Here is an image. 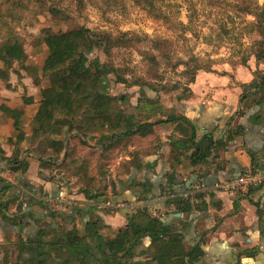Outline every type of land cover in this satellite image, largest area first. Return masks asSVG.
<instances>
[{"label":"crops","instance_id":"1","mask_svg":"<svg viewBox=\"0 0 264 264\" xmlns=\"http://www.w3.org/2000/svg\"><path fill=\"white\" fill-rule=\"evenodd\" d=\"M44 53L41 69L47 47ZM253 59L254 66L234 71L199 68L188 96L108 86L105 91L118 99L125 126L103 125L84 135L59 116L61 132L37 141L35 116L49 80L37 85L28 75H6V83L0 77V171L11 168L9 158L19 161L18 170L11 168L17 184L0 176V239L16 243L19 251L26 246L22 264H65L68 254L54 245L62 246L57 242L63 230L75 229L84 238L78 249L88 255L87 264H99L97 237L115 238L142 208L162 221L182 214L164 223L177 229L185 252L200 244L204 254L196 264H264V183L248 195L216 186L246 170L264 176V61ZM145 123H153L151 131L138 133L136 126ZM206 137L215 143L211 154L195 164L198 144H206ZM108 178L115 200L125 207L99 208L108 198ZM60 187L76 201L64 217L47 212L43 200ZM168 195L188 199L191 210L166 207ZM43 228L49 235L41 238ZM151 246L152 238L144 234L130 262L159 264ZM42 251L48 257H38ZM165 259L162 264L172 260Z\"/></svg>","mask_w":264,"mask_h":264},{"label":"rangeland","instance_id":"2","mask_svg":"<svg viewBox=\"0 0 264 264\" xmlns=\"http://www.w3.org/2000/svg\"><path fill=\"white\" fill-rule=\"evenodd\" d=\"M263 5L264 0H0V45L18 36L29 59L10 68L0 60V68L8 77L35 80L41 75L44 35L87 27L124 41L110 55L105 43L89 52L90 59L119 68V75L105 79L110 89L143 88L134 84L139 80L158 92L188 96L199 67L223 72L254 66L250 47L262 40V20L243 9ZM123 76L127 83L119 82ZM22 258L16 243L0 239V264L22 263Z\"/></svg>","mask_w":264,"mask_h":264},{"label":"trees","instance_id":"3","mask_svg":"<svg viewBox=\"0 0 264 264\" xmlns=\"http://www.w3.org/2000/svg\"><path fill=\"white\" fill-rule=\"evenodd\" d=\"M145 1L149 2V0ZM243 10L262 20L258 29L262 40L250 47L257 60L262 61L264 59V5L256 9L247 7ZM14 38L0 45V60L7 68L12 67L15 62L26 63L28 56L20 37ZM43 42L48 48V56L42 66L41 76L36 77L34 81L39 85L43 79H48L49 85L42 91L43 99L35 116L38 127L34 129L33 140L37 141L42 137L60 133L62 125L58 121L59 116L68 120L74 129L84 135L95 133L103 125H109L113 129L125 126L126 120L120 113L118 99L105 91L109 86L105 79L110 74L119 75V68L114 63L101 62L99 58H89V52L101 43L106 44L104 51L110 55L112 49L124 41L118 37H112L107 32L96 33L87 27H81L60 33L47 32ZM0 77L6 78L2 68H0ZM119 80L121 83L128 82L124 76ZM194 80L195 78H192L191 82ZM103 81L106 82L103 83ZM262 83L264 84V77H262ZM134 84L158 91L157 87L149 81L137 80ZM119 99L124 102L126 97ZM152 126L153 123L138 124L137 132L147 134L146 131L150 132ZM204 140L206 144L199 143L194 154L193 163L195 164L203 162L211 154L215 144L209 137ZM8 163L13 170H18V159L9 158ZM164 202L166 207H173L176 212L191 210L189 200L183 197H166ZM2 207L3 204H0V210L3 209ZM3 217L9 219L7 215ZM129 219V225L121 229L115 238L104 240L102 237H97L98 249L101 253L99 264H141L140 262L131 263L130 259L135 257L136 242L144 234L152 238L149 251L159 264H162L163 260L166 261L165 257L172 259L169 264H196L204 254L200 244L194 246L189 252H185L177 229L172 224H165L159 215H151L148 210L141 208ZM39 234L41 238H44L49 235V232L43 228ZM42 243L40 242V245ZM58 243L62 246L54 245V248L68 254L65 264H87L88 255L81 253L78 249L83 245L84 238L78 234L77 230H63L62 239ZM25 250L26 246L23 245L21 252ZM37 255L44 257L47 253L42 251Z\"/></svg>","mask_w":264,"mask_h":264},{"label":"built area","instance_id":"4","mask_svg":"<svg viewBox=\"0 0 264 264\" xmlns=\"http://www.w3.org/2000/svg\"><path fill=\"white\" fill-rule=\"evenodd\" d=\"M15 173L16 172H14L11 168H3L0 171V176L14 184H17L18 180ZM66 181L67 178L65 179V182ZM263 183H264L263 175L255 173L252 170H246L245 172L240 174L237 178L232 179L230 181L220 182L216 186L217 188L224 191H228V192L236 191L243 195H248L255 186ZM106 192L108 195L107 201L101 203L99 202L100 209L116 210L120 207H125L126 205L125 203L117 202L115 200L113 186L109 181V178L107 180ZM172 195H168V196L172 197ZM43 200L47 212H53L63 217L70 215L73 212V209L76 205V201L73 198L69 197L65 189L62 187L59 188L58 192L55 195H46ZM24 207H27L26 203L24 204ZM136 207H133V209ZM162 216L164 217V215Z\"/></svg>","mask_w":264,"mask_h":264},{"label":"water","instance_id":"5","mask_svg":"<svg viewBox=\"0 0 264 264\" xmlns=\"http://www.w3.org/2000/svg\"><path fill=\"white\" fill-rule=\"evenodd\" d=\"M193 182H194V180L191 179L190 182L187 184V187H188V186L191 187V183H193ZM185 190H186V189H185ZM181 215H182L181 213H175V214H172V215L170 216L169 219H167V220H164V219H163V221H164V222H170L171 219H172L173 217H180Z\"/></svg>","mask_w":264,"mask_h":264}]
</instances>
